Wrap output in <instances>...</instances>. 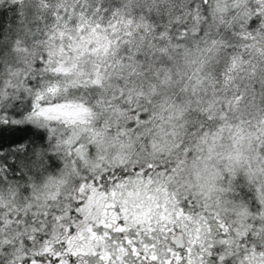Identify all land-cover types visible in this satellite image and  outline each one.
Segmentation results:
<instances>
[{"label": "snow or ice", "instance_id": "obj_1", "mask_svg": "<svg viewBox=\"0 0 264 264\" xmlns=\"http://www.w3.org/2000/svg\"><path fill=\"white\" fill-rule=\"evenodd\" d=\"M0 264H264V0H0Z\"/></svg>", "mask_w": 264, "mask_h": 264}]
</instances>
